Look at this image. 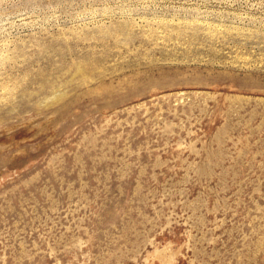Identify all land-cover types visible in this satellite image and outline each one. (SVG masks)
Masks as SVG:
<instances>
[{"label": "rangeland", "instance_id": "rangeland-1", "mask_svg": "<svg viewBox=\"0 0 264 264\" xmlns=\"http://www.w3.org/2000/svg\"><path fill=\"white\" fill-rule=\"evenodd\" d=\"M0 264H264V0H0Z\"/></svg>", "mask_w": 264, "mask_h": 264}]
</instances>
